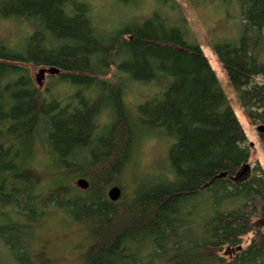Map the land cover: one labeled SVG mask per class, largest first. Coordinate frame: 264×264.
<instances>
[{
    "label": "trees",
    "instance_id": "16d2710c",
    "mask_svg": "<svg viewBox=\"0 0 264 264\" xmlns=\"http://www.w3.org/2000/svg\"><path fill=\"white\" fill-rule=\"evenodd\" d=\"M162 1L143 21L104 34L80 0H0L3 19L35 28L20 49L0 43V136L30 146L46 139L64 171L59 175L75 170L71 161L81 154L80 176L90 185L82 190L64 181L42 190L19 153L0 146V243L8 251L0 264H57L45 246L33 247L46 208L93 234L88 264H264V170L257 163L246 180H234L251 162L246 132L177 0ZM189 2L239 5L243 32L213 50L249 121L264 127V0ZM30 65L58 68L56 79L82 91L76 103L49 101ZM112 67L134 82L162 86L139 106V121L172 140L168 175L142 188L131 204L108 197L109 188L121 185L130 127L121 118L95 137L103 107L85 95L107 91L114 109H124L121 88L104 79ZM259 133L264 146V130ZM222 173L227 176L219 178ZM225 249L233 251L231 260L220 255Z\"/></svg>",
    "mask_w": 264,
    "mask_h": 264
},
{
    "label": "rangeland",
    "instance_id": "374dc122",
    "mask_svg": "<svg viewBox=\"0 0 264 264\" xmlns=\"http://www.w3.org/2000/svg\"><path fill=\"white\" fill-rule=\"evenodd\" d=\"M89 6V17L94 26L104 34H112L114 31L131 25L136 21H143L155 9L162 7V0H80ZM184 16L186 17L192 36L202 47L216 76L223 88L230 105L234 109L242 127L247 135L248 145L252 152L250 165L252 169L256 164H260L264 170V146L261 142L259 129L260 125H253L249 121L243 109L237 93L233 89L226 70L219 62L213 45L217 42H229L235 40L243 32V19L241 9L237 3L213 2L195 8L189 0H177ZM165 12V11H164ZM169 17L175 14L166 11ZM176 18V17H175ZM35 30L34 25L22 20H5L0 15V43L17 49L22 48L26 37ZM29 74L37 87L36 75L41 68L32 65L26 66ZM49 68V67H47ZM58 75H47L43 87L40 89L45 97L60 101L64 106L76 103V95L82 94L75 86L61 82L56 79ZM106 81L121 88L120 101L123 110L118 112L114 109L113 98L107 91L102 92L94 89L92 93H85L89 98H99L102 107L98 119V129L95 137H100L108 131L121 118L130 127L131 140L123 149V164L120 187L122 189L121 199L126 203L134 202L139 191L145 186H150L153 180H164L168 175V152L172 140L159 130H151L140 125L139 106L148 100L156 98L162 91V86L157 84H144L134 82L126 76L120 74L115 67L108 71L104 77ZM0 146L12 148L15 153H19V162H24L25 166L35 171L42 190H50L59 183L66 182L77 187V180L82 178V166L85 158L78 155L72 159L75 163V170L68 169L64 172L58 169V157L49 150L46 139H37L30 146L18 142L15 138L6 134L0 136ZM86 156V155H85ZM124 160H126L124 162ZM3 175L0 174V184ZM118 180V179H114ZM110 189V188H109ZM47 217L38 227L36 243L33 247L36 252L44 248L46 255L57 264H88L87 248L92 239V233L85 231L80 223L73 221L67 214L46 208ZM145 234L137 237L143 238ZM254 238V233H250L243 238L242 248L246 249ZM0 253L8 254L7 249L0 243ZM227 260H231L233 251L225 249L221 254ZM13 264V263H8ZM215 264V263H211Z\"/></svg>",
    "mask_w": 264,
    "mask_h": 264
},
{
    "label": "water",
    "instance_id": "95a60500",
    "mask_svg": "<svg viewBox=\"0 0 264 264\" xmlns=\"http://www.w3.org/2000/svg\"><path fill=\"white\" fill-rule=\"evenodd\" d=\"M60 70L56 67H49V68H41L39 70V73L36 75V82L39 85L40 88L43 87V82L47 75H59ZM264 130V127L261 126V131ZM252 166L250 164H246L237 174V176L234 178L235 181L241 182L246 180L249 175L251 174ZM227 176V173H222L219 175V178H224ZM77 187L82 190H87L89 188V181L85 178H79L77 180ZM122 189L120 186L115 185L112 186L108 191V197L111 201L117 202L122 197Z\"/></svg>",
    "mask_w": 264,
    "mask_h": 264
},
{
    "label": "flooded vegetation",
    "instance_id": "af4514ba",
    "mask_svg": "<svg viewBox=\"0 0 264 264\" xmlns=\"http://www.w3.org/2000/svg\"><path fill=\"white\" fill-rule=\"evenodd\" d=\"M39 89H41L40 87H38ZM261 131V126H260V129H259V132ZM260 134V133H259Z\"/></svg>",
    "mask_w": 264,
    "mask_h": 264
}]
</instances>
